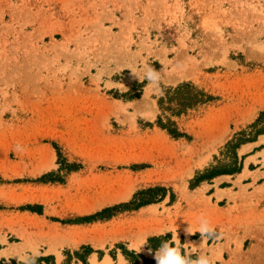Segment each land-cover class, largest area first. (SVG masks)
Returning <instances> with one entry per match:
<instances>
[{
	"label": "rangeland",
	"instance_id": "obj_1",
	"mask_svg": "<svg viewBox=\"0 0 264 264\" xmlns=\"http://www.w3.org/2000/svg\"><path fill=\"white\" fill-rule=\"evenodd\" d=\"M261 113L264 0H0V264H264Z\"/></svg>",
	"mask_w": 264,
	"mask_h": 264
},
{
	"label": "clouds",
	"instance_id": "obj_2",
	"mask_svg": "<svg viewBox=\"0 0 264 264\" xmlns=\"http://www.w3.org/2000/svg\"><path fill=\"white\" fill-rule=\"evenodd\" d=\"M153 73H149V79L151 80ZM200 234L204 238L213 237L215 235L214 229L210 228L207 220H202L200 224ZM157 264H213V262L203 255L197 260L191 261L180 255L179 247H170L167 243L163 244L160 251L155 254ZM34 264V261L32 262Z\"/></svg>",
	"mask_w": 264,
	"mask_h": 264
},
{
	"label": "trees",
	"instance_id": "obj_3",
	"mask_svg": "<svg viewBox=\"0 0 264 264\" xmlns=\"http://www.w3.org/2000/svg\"><path fill=\"white\" fill-rule=\"evenodd\" d=\"M251 129L253 130L252 134H255V135L248 137V138H242L240 140L239 144H243L245 142L255 141L256 140L255 138L257 136L264 135V113H261L259 115V117L255 121V123L252 124ZM254 136H256V137H254ZM238 146L239 145H235V147H233V149L239 148ZM234 158H235V161L233 162V164L231 166H229V168H219L218 170H214V172H211V175H214V174L220 175V174H227V173H229V174L239 173L242 170V163H239V158H238L236 152H234ZM138 205H140V204H138ZM123 207H127V206L126 205L118 206V207H115L114 209H111V210L122 209ZM135 207H138V206H135ZM107 212H110V210L106 209L103 212L98 213L97 215H95L91 218L102 217Z\"/></svg>",
	"mask_w": 264,
	"mask_h": 264
},
{
	"label": "crops",
	"instance_id": "obj_4",
	"mask_svg": "<svg viewBox=\"0 0 264 264\" xmlns=\"http://www.w3.org/2000/svg\"><path fill=\"white\" fill-rule=\"evenodd\" d=\"M256 144V143H255ZM249 157H251V156H249ZM249 157H247L248 159H249ZM246 158V159H247ZM245 164V163H244ZM158 248H152V253L154 254V253H157V252H159L158 250H157ZM105 262V260H100V259H98L97 260V263L98 264H103ZM109 264H118V261H115V262H111V263H109Z\"/></svg>",
	"mask_w": 264,
	"mask_h": 264
},
{
	"label": "bare ground",
	"instance_id": "obj_5",
	"mask_svg": "<svg viewBox=\"0 0 264 264\" xmlns=\"http://www.w3.org/2000/svg\"><path fill=\"white\" fill-rule=\"evenodd\" d=\"M251 117V116H250ZM223 140V139H222ZM218 143V142H217ZM220 143V142H219ZM17 250V249H16ZM15 251V250H14ZM21 251V250H20ZM13 252V251H12ZM12 252H10V253H12ZM9 253V252H8ZM16 253V252H15ZM14 253V254H15ZM18 253H20V252H18ZM10 255V254H9ZM19 256V255H18ZM236 260V259H235ZM234 261V260H233ZM237 261H238V259H237ZM240 263V262H239ZM244 263V262H243ZM253 263H254V261H253ZM235 264V263H234Z\"/></svg>",
	"mask_w": 264,
	"mask_h": 264
}]
</instances>
